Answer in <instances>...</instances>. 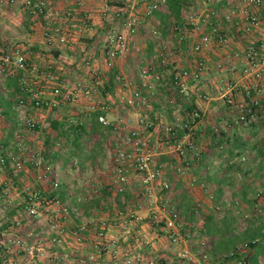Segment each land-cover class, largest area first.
<instances>
[{"label": "rangeland", "instance_id": "rangeland-1", "mask_svg": "<svg viewBox=\"0 0 264 264\" xmlns=\"http://www.w3.org/2000/svg\"><path fill=\"white\" fill-rule=\"evenodd\" d=\"M202 4L204 6L205 2ZM108 5L106 19L102 16L104 19L101 20V28L105 31L115 27L126 29V19H135L133 26L135 31L129 35L128 49L124 54L119 55L121 60H128L124 61L128 62L127 64L131 63L129 72L123 71L114 75L116 78L114 89L128 90L132 88L131 83L136 84V91L141 92V95L136 98L135 105H139L141 110L134 115L136 111H129L128 109L131 108L127 107V103L121 97L105 102L109 105L101 114H104L109 122L105 126L110 128L106 133L107 139L111 140L110 145L107 152H104L103 148H96L97 155L92 156L88 164L83 159L85 158L83 152L73 157L74 155L69 151L70 146L64 141L58 144L59 137L51 125L44 126L51 121L50 116L55 114L54 111L60 108L59 112H61L68 107L65 109L61 105L51 108L46 104V101L51 99L35 94L37 90L31 84L38 77L33 70L32 60L28 58L29 54H26L28 47L24 49L19 46L25 35L21 32L20 25L28 24V21L23 16L0 19V26L4 25L2 21H5L14 28L10 34L0 31V136L9 134L10 139L8 145L10 147L6 151L3 146L0 147V169L3 170L9 165L11 172H36L38 175L36 180L26 185V192L29 191L28 206L12 215L9 214L8 220L6 217V223L8 222L10 226L5 232L21 236L18 241L20 248L39 249L45 253V259H53L58 264H215L209 253L210 238L200 227L202 217L211 208L206 206V203L201 205L194 197L193 188L199 184L189 176L190 168L198 157H201V152L193 143L191 135L184 137L179 135L184 123L189 122L188 116L182 113V104L193 102L194 91L187 87L186 81L183 82L180 77H176V74L171 78L170 73H165V70L169 69V63L164 62L163 58L177 54L178 49L171 47L169 53L160 47L166 40L164 38L166 25H158L154 12L149 14L148 1L121 0L118 3L108 1ZM21 6L22 4L16 1L5 0L0 2V12L1 9L9 8L11 12L20 10L24 13ZM186 18L192 20L190 17ZM41 19L47 22L46 19ZM48 22L54 26L70 23L64 21V17L61 24L57 19L54 21L49 19ZM155 29L159 31L157 37L152 34ZM176 31V29L172 30V32ZM8 40L11 41V45L4 46L3 43ZM194 45L188 46L193 53L196 52ZM151 46L157 49L151 50ZM103 47L107 50L106 45ZM17 51L23 53L26 58L23 68L17 67L13 62L7 64L4 61L7 56L13 61L12 58ZM115 63L116 60L111 67H115ZM88 66L90 65H86V70ZM204 67L205 72L206 63ZM197 69L198 64L189 77L192 83L201 81L204 76L203 72L195 79L193 75ZM48 70L49 80L45 81L47 88H52L55 84L60 85L62 82L52 71L54 69ZM79 70L76 68L70 72L73 79L68 86L82 83L88 86L92 93L89 97L80 96L72 101L71 108L76 109L73 111L75 113H69L70 115L65 118H73L77 124L82 120L86 126L88 124L83 120L85 114L89 115L88 122H91L94 112H102L100 107L104 101L100 93L106 83L103 85L98 83L100 79H97V76H101V73L95 70L92 71L93 77L88 79L82 78ZM172 70L176 72L178 68L173 67ZM144 71H147L150 77L146 78ZM116 75L121 79H117ZM50 76L55 77L51 79ZM18 78L20 86H23L21 97L13 83ZM144 79H148L145 84ZM236 82L237 79L234 80V84ZM257 84L258 79L251 83V89L255 92L259 91ZM203 86L208 88L207 84ZM226 87L225 85V89L220 90L225 92ZM230 87L233 89L232 86ZM133 90H131L132 94H134ZM252 90L248 92L252 97L250 104L239 105L238 114L242 108L250 106L253 99H258L262 105L257 94L252 95ZM199 100L208 102V93L201 95ZM38 101L40 104L37 103ZM85 102L93 103L94 107L91 106V109L81 107L86 104ZM155 105L160 109L159 107L155 109ZM195 110L198 111L195 116L201 118L198 107ZM170 111H172L171 115ZM40 114L44 116L40 117ZM166 116L169 119L173 117L174 121H167ZM31 120H36L38 123L31 126L29 124ZM168 127L172 129L169 130ZM85 129L83 138L89 137L87 127ZM129 140L140 142V152L152 154L151 170L163 169L158 182L155 183V191L151 194L147 193L143 185L144 174L136 168L134 153L139 150L135 145L129 144ZM99 146L102 145L98 144L97 147ZM120 150L130 155L122 164L123 172L130 177L125 186L119 182L115 172L117 166L115 158ZM163 155L176 161L163 162L161 159ZM17 161L22 162L21 168L17 167ZM182 176L185 180L181 179ZM165 179L172 184L169 191L161 190L160 183ZM34 181L42 185V193L36 195L34 187H39ZM123 187L125 190H120ZM62 190L66 193L65 199L59 197ZM189 194H192L190 198ZM206 197L209 198L208 195ZM255 198L258 202L253 210L235 209L231 206L224 209L221 203L215 208L217 215H222L221 218L227 217L233 222L236 236L250 227L259 228L264 224L255 214L259 204L264 207V192L257 191ZM97 200H100V204L90 208ZM180 201L181 206L178 205ZM31 209L36 211L32 213ZM0 212L4 214L7 209H1ZM173 213L178 214L176 228L168 229L165 220ZM246 213L254 215L243 221L242 218ZM243 222L244 226L241 229ZM0 232H4L3 229H0ZM244 246L245 244L240 243L237 248L242 249ZM244 255H241V258L243 257L249 264L247 257L249 254ZM234 263L238 264V260ZM218 264L225 263L220 261Z\"/></svg>", "mask_w": 264, "mask_h": 264}, {"label": "crops", "instance_id": "crops-1", "mask_svg": "<svg viewBox=\"0 0 264 264\" xmlns=\"http://www.w3.org/2000/svg\"><path fill=\"white\" fill-rule=\"evenodd\" d=\"M10 1L21 3L24 13L20 10L11 12L9 8L1 9L0 19L23 16L28 21V24L20 25V30L25 35L19 46L24 49L28 47L26 54L31 55L28 58L32 60L33 70L36 71L38 77L31 84L37 90L36 96L40 95L46 97V99L55 97L52 89L54 86L56 87V84L52 88H47L45 82L49 80V68H53L52 71L57 74L56 77L67 85H70L73 79L70 72L76 68L80 69L79 73L82 78L93 77V70L101 73V76H97V79H100L98 83L102 85L106 83L100 93V97L104 101V104L100 107L102 112L108 108L109 104L105 103L106 101H114L115 97H129L132 95L131 90L133 89L134 93L139 92L136 91V84L131 83L132 88L128 90L122 88L116 90L111 84L112 79L113 84H115L116 78H113V76L116 73L128 71L131 63L127 64L128 62L124 61L128 60H121V57H118L115 67L108 66L105 55L106 49L103 47L104 45L108 47L105 41L106 31L101 28V20L106 19L107 10L104 7L106 0H49L57 12V15L51 19L52 21L57 19L61 24L62 13H72V18L66 20L70 23L60 25L62 27L61 32L67 37V43L59 46L55 41H51L55 34L53 29L57 25L54 26L41 18H37L23 3L24 0ZM244 1L209 0L203 6V1L187 0L182 12L183 19L178 24L172 17L162 19L155 14L158 25H166V35L164 37L166 40L160 47L169 53L171 47L178 49L177 54L163 58L164 62L169 63V69L165 70V73H170L171 78L176 74V77L182 79L181 81H186L187 87L194 91L193 102L201 113V118L194 125L198 134L195 145L200 149L201 157H198L189 171L191 172L189 174L191 179L197 180L199 185L193 188L195 192L192 193L201 205L206 203V206L211 208V210L205 212L204 216L213 214L218 220L223 219L221 218L223 216L217 215L215 211L220 203L224 205V209L231 206L235 209L253 210L258 202L255 193L259 190L264 192V7L247 8ZM252 10L260 18V22L255 25L251 24L249 20V14L252 13ZM162 11H168L166 5L162 6ZM186 17H190L192 20L189 21ZM2 22L5 24L0 26V31L10 34L14 28L5 21ZM85 23L87 25H83ZM173 29L177 31L172 32ZM204 36H208L210 40L202 51L193 53L189 50V45L193 46L199 43ZM56 37L55 34V39ZM3 45L9 47L11 41L8 40ZM150 49L157 48L151 46ZM249 53L253 55V59L249 58ZM200 61H203L204 65L206 63L207 69L201 81L192 83L193 81L189 77H191ZM253 62L257 63V69L261 73L260 78L246 73V70H250V64ZM86 65H90L87 70ZM173 67H177L178 70L175 72L172 70ZM87 79L84 81L86 82ZM235 79H237L236 84H234ZM256 79H258L259 91L255 92L251 89V83ZM143 81L145 84L148 79ZM62 83L61 85H63ZM203 84H207L208 88H205ZM224 84L227 86L225 92L220 90L225 89ZM251 90L252 95L257 94L262 101L260 116L252 123L240 122L238 120L239 105L243 103L250 104L252 97L248 92H251ZM204 93L209 95L208 102L199 100V97ZM230 97L232 99H229ZM233 102L237 104L235 105ZM85 103L81 107L89 109H91V106L94 107L91 102ZM61 105L65 109L68 107L67 110L59 112L60 108H55L57 110L54 111L55 114H51V121L57 120L64 123V120L70 115L69 113H75L73 111L76 109L71 108L73 107L72 102L68 103L66 100H62L59 107ZM138 106H131V109L128 110L136 111L134 115H137L141 110ZM103 107H106V109H103ZM156 107L159 106L155 105V109ZM69 108L70 110H68ZM42 116L44 114H40V117ZM85 116L83 120L88 124L85 127L89 132V115L85 114ZM171 118L167 117L166 120L174 121L173 117ZM81 123L84 125L82 120ZM55 133L58 135V132ZM8 135L0 136V147L3 146L4 151L10 147L8 146L10 142ZM89 140L90 137L81 139V143L86 146L82 152L85 157L83 159L87 164L92 156L97 155L96 148H103L104 152H107L111 141L106 136L100 137L96 141L103 147H94L93 142ZM63 141L70 146L69 151L74 155L73 157L79 155L80 150L73 146L71 139L60 136L58 144ZM76 152L77 154H75ZM8 163L10 164V160H8ZM8 166L2 167L3 170L0 169V171H3L0 172V210L7 209L6 213L0 214V229L4 231L0 232V264H58L53 259H45V253L39 249L26 250L20 248L18 241L21 236L5 232L8 230L6 228L10 226L8 222L6 223L10 218L9 214L12 215L17 210L28 206L27 195L29 191L26 192V185H29L32 180H36V177H38L36 172H11ZM181 179L185 180V177L182 176ZM35 183L39 187H34L36 195L42 193V185L38 181ZM28 189L30 190V188ZM191 196L192 194H189L188 197ZM37 202L39 203V201ZM204 216L202 217L203 220ZM203 220H201L200 226L202 231ZM259 240L253 254H257L259 264H264V238L261 237ZM210 244V256L215 264H218L222 260L211 253L213 251L211 239ZM225 264L235 263L234 261H228Z\"/></svg>", "mask_w": 264, "mask_h": 264}, {"label": "built area", "instance_id": "built-area-1", "mask_svg": "<svg viewBox=\"0 0 264 264\" xmlns=\"http://www.w3.org/2000/svg\"><path fill=\"white\" fill-rule=\"evenodd\" d=\"M5 0H0V2H3ZM107 2L105 3L104 7L106 10L109 9V5H108V1H114V2H120L121 0H106ZM139 2H149V14L153 13L155 10L160 9L162 6H164L166 4V0H138ZM197 2L199 0H196ZM203 2H207L206 0H202ZM245 6L248 8L250 7L251 9L254 7L257 8H261L264 7V0H245ZM122 3H125L124 1H122ZM24 4L29 8V10L31 11L32 14L37 15V16H42V18L46 19L47 22L49 19H52L53 17H55L57 15L56 10H54V8L52 7V4L49 2V0H36L35 2H33V0H24ZM245 7V8H246ZM63 17H64V21L66 20H70L72 18V13L71 12H63ZM249 14V13H248ZM249 20L250 23L255 25L258 24L260 22V18L257 15V13L255 11L252 10V13L249 14ZM55 20V19H54ZM126 25V29H120L118 27L115 28H111L108 31H106L105 33V41L108 45L107 50L105 52L106 58H107V62H108V66H113L115 60H117V58L119 57L120 54H124L127 49H128V38L129 35L134 32V28L133 26L135 25V19L133 18L132 20H127L125 22ZM54 33L57 35L56 39H55V34H54V38L51 40L52 42L55 41V43L59 46V45H63L65 43H67V37L65 36V34L63 32H61V26H56L53 29ZM152 34L154 36H158L159 35V31L158 30H153ZM210 38L208 36H204L202 38V40L199 43H196L194 45V50L196 52H200L202 51L209 43ZM51 42V43H52ZM250 59H253V55L251 53L248 54ZM13 61H11V57L7 56L4 58L5 63H11L13 62L17 67L23 68L26 62V58L24 56L23 53H20L19 51H17L14 56H13ZM204 62L200 61L198 63V69L197 71L194 73L193 77L195 79H197L200 75L203 74L204 72ZM250 70H246L247 74L250 75H254L256 76V78H260V71L257 69V63L253 62V65L250 66L249 68ZM144 76L147 78L150 75L148 74L147 71H144ZM55 76H50V78H54ZM117 79H121V77H117ZM257 87H259V85L257 84ZM92 93V90L82 84V83H76L73 84V86L69 87L68 85H58L53 89V94H54V98L51 99V101H46V104L49 105L51 108L53 107H58L61 104L62 100H66V101H74L76 100V98L80 97V96H85V97H89ZM140 92H135L134 94H132L129 97H125L123 96L124 101L127 103L128 107L131 106H135V101L137 97H140ZM38 104H40V102H37ZM261 108L262 105L260 103V101L258 99H253L252 103L250 106H247L245 108H242L240 111V116H239V120L240 122H244V123H252L254 121H256L261 113ZM103 109H106V107H103ZM99 121L104 124V125H108L109 122L106 120V117L104 114H100L99 115ZM69 125H76L77 121H75V119L73 118H68L67 119ZM38 122H36V120H31L29 122V124L31 126H35ZM47 125H51V122H48L46 124H44V126ZM167 129L171 130V127H168ZM174 133V132H173ZM189 135V133H187L185 136ZM129 140V144L135 145L136 149L139 150L138 152L134 153V157H135V162H136V168L140 171V173L144 174L143 175V185L145 187V189L147 190L148 194H151L152 192L155 191V183L158 182L159 177L161 175V173L163 172V169H160L158 171H154L150 169V163L152 160V154L149 153H143L140 152L141 148L139 147L140 142L138 141H132ZM183 153V151H182ZM196 154H198V152H196ZM200 155V154H199ZM128 154H126L125 151H119L116 155L115 161H116V168H115V172H117V177L119 182H121L122 184H124V186L128 183L130 177L128 175H126L123 171V167L122 164L124 161H126V159L128 158ZM17 167L21 168L22 167V162L21 161H17L16 162ZM47 169L51 170L50 167H47ZM161 190L163 191H169L171 189V182L168 179H165L164 181H162L161 183ZM120 190L124 191L125 188H121ZM260 194H258L259 196ZM258 198V197H257ZM259 199V198H258ZM261 203V202H259ZM32 213H34L36 210L35 209H31ZM255 214L257 215L258 219H260V221L262 223H264V207L261 206V204L258 205V207L255 210ZM254 215V214H253ZM253 215H251L250 213H246L244 215L243 221H247V219L253 217ZM177 218H178V214L177 213H173L171 215V217L167 218L166 221V227L168 229H173L176 228V223H177ZM244 226V222L241 224V229ZM246 228V227H245ZM244 228V229H245ZM247 247V244H245L244 248L240 249L238 248L233 254L235 255V253H239L241 255H244L246 253L245 249ZM231 254V256L233 255ZM246 257V255H244ZM243 260V261H242ZM238 264H247V262L244 260V258L242 257L239 261Z\"/></svg>", "mask_w": 264, "mask_h": 264}, {"label": "trees", "instance_id": "trees-1", "mask_svg": "<svg viewBox=\"0 0 264 264\" xmlns=\"http://www.w3.org/2000/svg\"><path fill=\"white\" fill-rule=\"evenodd\" d=\"M36 0H33L35 2ZM187 0H166V6H167V12L162 11V7L160 9H157L154 11V13L162 19H168V18H174L178 22L182 21V12L184 9V6L186 4ZM37 18H42V16H37ZM115 73V72H114ZM115 78V76H113ZM18 80L15 79L13 81L18 95L21 97L23 93V86H20V83ZM177 82V80L175 79ZM111 84H113V79L111 80ZM179 92V91H178ZM19 97V98H20ZM229 99H232L231 97ZM181 101V99H180ZM234 104V102H233ZM236 104V103H235ZM183 105V112L185 116H188V121L185 122L184 126L182 127L180 131V137H184L187 133L192 136L193 143H195L196 138L198 136L196 129L194 128V125L196 122L199 121L200 118L196 117L195 114H197L196 105L194 102L189 104H182ZM101 111H96L91 116V122H90V131L88 132L91 142H93V146L97 147L98 144H96V140H98L100 137H105L107 131L110 129L109 126H105L99 121V115ZM200 113V112H199ZM240 113V112H239ZM172 114V111H170V115ZM240 114H238V120H239ZM240 121V120H239ZM51 127L54 132H58V137L64 136L67 139H71L73 146L76 149H79L80 152L82 150H85L86 146L81 143V139L83 138V135L86 131L85 125L83 124H76V125H69L67 119L64 120V123H61L57 120L51 121ZM191 127V129H190ZM192 131V132H191ZM98 143V142H97ZM77 154V152L75 153ZM163 162H169L170 160L176 161V159L172 158L170 159L169 156L163 155L162 156ZM59 197L62 199H65L66 193L64 190L60 191ZM100 204V200L95 201L90 208H93ZM181 206V201L180 205ZM229 218H223L221 220H218L213 214H209L204 216V222H203V231L206 236H208L212 243H213V251L211 252L213 256L221 258L222 262L226 263L228 261H235L241 258V254L235 253L233 254L238 248V245L241 244H247V250L246 254L249 257V264H259V260L257 257V254H253V250L256 251V248L259 244V239L261 237L264 238V224L261 225L259 228H253L250 227L247 230H245L243 233H240L239 236H236L234 234V224L232 221L228 220ZM249 251V253H247ZM231 254H233L231 256Z\"/></svg>", "mask_w": 264, "mask_h": 264}]
</instances>
